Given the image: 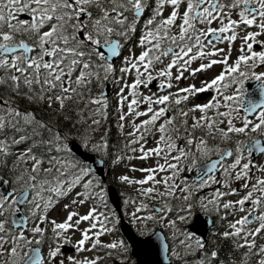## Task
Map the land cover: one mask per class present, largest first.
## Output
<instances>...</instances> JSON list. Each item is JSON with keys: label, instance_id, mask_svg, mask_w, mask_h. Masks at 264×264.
<instances>
[{"label": "snow or ice", "instance_id": "1", "mask_svg": "<svg viewBox=\"0 0 264 264\" xmlns=\"http://www.w3.org/2000/svg\"><path fill=\"white\" fill-rule=\"evenodd\" d=\"M106 157L165 264H264V0H0V264H130Z\"/></svg>", "mask_w": 264, "mask_h": 264}, {"label": "rangeland", "instance_id": "2", "mask_svg": "<svg viewBox=\"0 0 264 264\" xmlns=\"http://www.w3.org/2000/svg\"><path fill=\"white\" fill-rule=\"evenodd\" d=\"M219 70H220V68L216 67L213 70H211L207 74V76H201L200 78L201 79L210 78L212 75L218 73ZM189 82H192V81L190 80ZM195 82L197 83V86H199V80H196ZM145 166H147V165H145ZM111 168H112V170H111L112 176L115 179V181L118 183V185L121 187V189L123 191V194L125 195V198L126 197H132V196H134L135 193H134L133 187H129V186H126L124 184H121L119 182V180L117 179V177L124 171L123 167L122 166H119V167L113 166ZM128 174L130 176L134 175L137 178L140 177V173H134V174L133 173H128ZM206 191H210V189L209 190H206ZM69 200H70V198L64 199L53 210H51L49 212L50 219H55L57 222L63 221L64 218L67 215V212L63 208V204L68 203ZM109 207L113 209V207L111 205H109ZM128 208H129L128 205H125L124 208H123L124 218L134 227V229L139 233V235L145 237V236H147V235H149V234H151L153 232L151 229H153L154 227L155 228H158L159 227V226H153V225L150 224L148 230L143 229L142 226H140V225H138V224H136V223H134L133 221L130 220V218L126 214V212L128 211ZM79 210L81 211V213H83V212H85L87 210V206L85 205L84 207L80 208ZM198 212H200L198 209L197 210H194L193 214L188 217V219L185 221L184 224L181 225V227H183V228L186 229V226L191 222L192 218H194V216ZM84 226L85 225H81V227H84ZM78 238H79V236L77 234V236L75 237V239H78ZM103 239L104 240H114V239H120V240H122L125 243V245H127V248H128V252L125 255L129 258L130 264H132L133 258L131 256V249H130V246H129L128 242L126 241V239L123 237V235L121 233L119 224L117 225V230H116L115 233H113L112 235H109V236H105V237H103Z\"/></svg>", "mask_w": 264, "mask_h": 264}, {"label": "water", "instance_id": "3", "mask_svg": "<svg viewBox=\"0 0 264 264\" xmlns=\"http://www.w3.org/2000/svg\"><path fill=\"white\" fill-rule=\"evenodd\" d=\"M99 167L104 169V165ZM111 189V199L114 204L119 207L120 201L118 194L114 188L111 187ZM123 229L125 235L133 246V254L138 258V264H165L163 257L158 256L156 250L152 246L153 244H159L156 235L142 239L141 237H138L133 229L125 222H123Z\"/></svg>", "mask_w": 264, "mask_h": 264}, {"label": "trees", "instance_id": "4", "mask_svg": "<svg viewBox=\"0 0 264 264\" xmlns=\"http://www.w3.org/2000/svg\"><path fill=\"white\" fill-rule=\"evenodd\" d=\"M117 139H118V137L114 134V135L112 136V142H113V144L116 143ZM110 179H111V181H113V178H112V177H110Z\"/></svg>", "mask_w": 264, "mask_h": 264}]
</instances>
